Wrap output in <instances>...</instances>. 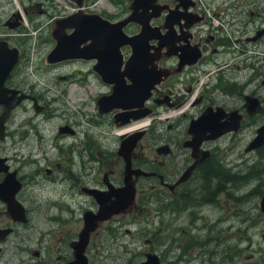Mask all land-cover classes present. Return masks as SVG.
Wrapping results in <instances>:
<instances>
[{"label":"flooded vegetation","instance_id":"flooded-vegetation-1","mask_svg":"<svg viewBox=\"0 0 264 264\" xmlns=\"http://www.w3.org/2000/svg\"><path fill=\"white\" fill-rule=\"evenodd\" d=\"M62 1L66 4L70 0ZM94 1L83 0L84 11L96 12L109 21L121 20L131 11V0H110V11L89 8ZM224 1L221 3L226 4ZM234 1L244 7L242 11H246L248 5L249 16L257 19L249 32L241 30L243 40L238 37L240 55L255 57L250 77V80L257 79L254 87L247 90L248 81L238 84L240 101L233 106L227 103L231 98L230 85L220 88L222 98L219 100L211 95L215 86L209 89L205 84L208 81L200 82L204 88L191 94L193 78L185 75L197 65L217 63L214 57L217 45L223 44L217 33L205 30L209 14L204 9L207 0H153L154 4L162 5L149 19L150 25L158 26L163 35L159 39L162 46L153 59V64L162 69L161 78L144 101L151 112L121 123L123 117L116 121L113 117L120 108L98 111L96 99L108 94L111 84L104 82L97 73L95 58L47 60V53L55 41L51 35L55 20L68 15L75 7L65 13L56 11L48 15L44 32L38 14L48 9L39 3L26 0L19 8L0 13L3 50L0 56V264H70L75 258L72 243L83 227L84 213H95L99 209L96 194L102 197L104 204L110 203L115 191L125 185V179L133 186V200L124 211L98 221L88 231L82 251L86 264H264V250L259 247L251 253H242L243 248L230 253L228 243L225 253L215 254V243L226 241V234L219 230L215 235V218H208L201 209H196L212 203L225 191V181L233 179L232 173H227L225 157L219 154L220 140L242 130L246 118L253 120L258 115L261 118L254 124V133L264 121V0ZM151 9L147 8L146 12L154 10ZM234 16L228 17V24ZM122 29L133 34L138 31L139 24L128 21ZM148 42L156 45L154 39ZM251 48L256 49L255 54H246ZM183 50L185 54L179 58ZM120 51L119 69H122L131 47L124 44ZM193 51L198 52L195 62L187 64L185 61L181 65L182 59ZM148 52L155 53V49L150 47ZM149 53L144 62L147 65L150 64ZM60 66L69 69L55 75L66 83V90L72 83L87 97V91H93L86 86L87 81H91L89 73L106 87L92 99L96 115L107 117L111 128H104L113 129L114 138L107 140L102 133V120L92 119V125L83 128L71 121L69 109L74 108L80 94L69 95L70 105L67 95L66 105L55 104L63 89L57 91L42 77ZM124 80L130 81L126 76ZM182 91L189 93L186 95ZM245 94L258 98L260 109L257 112L249 114L246 111ZM85 103L82 98L80 104ZM158 106L173 109L175 124L168 122L161 134L153 137L154 142H149L144 123L148 116L157 112ZM208 107L211 110L221 108L218 121L228 120V112L237 109L241 114L239 125L236 130L224 131L214 138H203L193 152L189 123ZM55 116L62 119L56 125ZM140 123L143 125L137 128L141 134L124 157L119 152L121 142L134 133L135 126ZM141 198L146 203L153 202L154 209L146 207ZM137 214H141L138 219L144 224L133 230L130 225ZM118 215L127 217L118 220ZM154 215L158 217L157 226L153 222ZM258 215L256 212L255 216ZM122 224L123 232H120ZM122 234L128 237L122 239ZM137 242L142 244V249L127 246ZM118 244L126 252L121 260L119 254L112 253ZM93 247L99 251L97 255L91 253ZM216 256L219 258L215 259Z\"/></svg>","mask_w":264,"mask_h":264},{"label":"rangeland","instance_id":"rangeland-1","mask_svg":"<svg viewBox=\"0 0 264 264\" xmlns=\"http://www.w3.org/2000/svg\"><path fill=\"white\" fill-rule=\"evenodd\" d=\"M30 1L33 3H39L40 6L48 9L44 14H38V18L43 25V32L44 28L45 31L47 29L45 23L48 15L51 13H57L56 11L65 13L74 8V4L71 1L66 4H63L62 0ZM221 1L222 0H207V5L205 4L204 7L206 13H209L205 30L217 33L223 42L222 45H217L218 50L214 55L217 63L206 65L204 67L203 65H197L185 76L193 78V81H191V94H195L198 89L201 90L204 88L199 85L201 84L200 82L208 81L205 82V84L209 87V89L215 86L211 95H213L216 100L222 98L220 88L222 86L230 85L232 89L231 98L227 101V103L233 106L240 101V97L238 96L240 88H238V84L248 81L246 84V89L248 90L254 87L253 83L257 82V79L250 80L251 73L253 71L252 67L255 66V62L253 61L255 57L252 56L244 58V53L240 55L239 51L241 48V40L238 39L239 36H241V38L243 36V34L240 33L241 30L245 29L249 32L252 27L257 24V19L249 16L247 12L248 5L246 6V11H242L241 9L244 7L236 4L237 2L234 0H225L224 2L226 4H222ZM25 2L26 0H0V13H8L15 7L19 8ZM94 2V4L89 5V8L94 10L101 8L106 11H110V0H95ZM55 7L56 9H54ZM250 9L256 8L251 7ZM35 13L36 12L33 14ZM232 15L235 16L228 24V17L230 16V18H232ZM250 45L252 44L250 43ZM255 50L256 49L252 50L251 48V50H247L246 54H255ZM203 69L207 70L203 71ZM68 70V68H62V66H60L48 75L45 74L42 77L44 78L42 79L43 81L50 84L51 87L55 88L57 91L61 88L63 89L61 95L55 99V104L66 105L64 98L67 95L66 101L70 105V101L68 100L69 95L71 97H75L80 94V98H78V102L74 105V108L70 107L68 117L71 118V121H76L80 128H83L86 125L91 126L92 119H96L97 121L102 120V133L105 135L107 140H111L114 138V134L112 133L113 129L108 130L104 128V126L110 127L107 124V117L96 115V109L92 99L94 94L100 92L101 90H105L106 87L96 79L94 74L89 73L88 78H90L91 81H87L88 84H86V86L87 88L92 87L93 91H87V97H85V94L80 93L78 88L72 83L66 90V83H64L62 79L55 77V75L59 71L66 73ZM208 73L210 74L208 75ZM207 77H209L208 80ZM182 93L187 95L189 92L182 91ZM82 98L86 100L84 105L80 104V100ZM172 110L173 109L169 108L168 110H165L163 106H158L157 112L146 118L144 125L148 130L146 134L147 141L154 142L153 137L159 136L166 128V124L168 122L175 124L176 114H172ZM70 115H72V117H70ZM260 119L259 115L253 120L246 118V126L242 130L237 133H231L220 140L222 147L219 150V154H222L225 157V165L227 166L226 169H228L227 173H232V176L235 177L231 180L228 179V181H225V191L219 193L212 203L203 204L196 208L201 209V211H203L208 218H215V235L219 230H221L220 233L226 234V241L219 244L215 243V254L225 253L226 244L228 243L230 244V253H234L242 248V253H251L256 247L264 250V210L260 211L259 207V198L261 195H264V145L259 149L244 151V146L254 135V124H256V122ZM59 121H62V119L55 116L54 125H56ZM157 139H159V137H156V140ZM141 202L144 203L146 207H149V209H154L153 202L146 203L143 201V198H141ZM256 212L259 213L258 216H255ZM137 215L136 219L133 220V223L130 225V228L133 230L137 226L141 228L144 224L142 219H138L141 214ZM126 217L118 215V220L126 219ZM153 222L155 223V226H157V215L153 216ZM153 222L150 221V223ZM124 224L120 225V232H123ZM151 225L152 224L149 226ZM120 237L125 239L128 236L122 234ZM246 244L247 246H245ZM127 246L135 249L143 248L142 244H139L138 242L134 245L127 244ZM91 253L93 255H97L99 251L96 247L95 249L93 247V249H91ZM112 253L119 254V260L126 257V252L123 251L121 244L115 245ZM218 258L219 257L217 256L215 257V259Z\"/></svg>","mask_w":264,"mask_h":264},{"label":"water","instance_id":"water-1","mask_svg":"<svg viewBox=\"0 0 264 264\" xmlns=\"http://www.w3.org/2000/svg\"><path fill=\"white\" fill-rule=\"evenodd\" d=\"M70 1L73 2L75 10L55 20L56 26L51 29V35L55 41L47 53V60L56 61L72 57L95 58L98 63L94 65L97 73L104 82L111 84V91L96 99L98 111L105 112L112 108H120L121 110L113 115L115 121L123 117L120 123L129 118L138 119L149 114L151 108L145 105L144 101L149 96L151 88L161 78L162 69L153 64V59L156 58L157 49L162 46L159 39L163 36L158 26L150 25L149 19L157 14L162 5L154 4L153 0H131V11L125 18L109 21L96 12L84 11L83 0ZM149 7L154 10L146 12ZM128 21L139 24L137 32L127 34L123 31L122 26ZM68 28L70 30L66 31ZM150 39L156 40V45L149 43ZM124 44L131 47V53L125 59L123 68L119 69L122 61L120 46ZM150 47L155 49V53L148 52ZM185 48L189 52L192 51L189 47ZM2 51L0 45V56ZM147 53L150 55L149 65L144 63L149 58ZM184 54L183 50L179 58ZM197 56L198 52L193 51L184 57L180 64L182 65L185 61L191 64L195 62ZM124 76L130 79L128 83L125 82ZM244 106L249 114L260 109L258 98L250 94L244 95ZM228 115V120L218 121L221 108L216 107L215 110H211L208 107L197 118L190 121L188 130L192 134L190 144H192L193 152L196 151V145L203 138H214L224 131L238 128L241 114L237 109H232ZM140 134L141 130L137 128L121 142L119 152L124 154V157L126 151L136 143ZM263 143L264 121L256 127L254 135L248 140L244 150L256 148ZM125 159L127 161V157ZM137 170H134L135 174ZM98 195L96 194V199L99 202V209L95 213L86 211L83 215V227L78 239L72 243L75 258L70 264H86V257L82 251L86 244L88 231L93 229L98 221L113 213L124 211L133 200L134 189L132 184L125 179V185L115 191L114 199L110 203L104 204L101 201L102 197ZM259 207L264 209V195L259 198Z\"/></svg>","mask_w":264,"mask_h":264},{"label":"bare ground","instance_id":"bare-ground-1","mask_svg":"<svg viewBox=\"0 0 264 264\" xmlns=\"http://www.w3.org/2000/svg\"><path fill=\"white\" fill-rule=\"evenodd\" d=\"M74 90V89H73ZM143 125V123H140V124H137L136 126H135V128H137V127H139V126H142Z\"/></svg>","mask_w":264,"mask_h":264},{"label":"trees","instance_id":"trees-1","mask_svg":"<svg viewBox=\"0 0 264 264\" xmlns=\"http://www.w3.org/2000/svg\"><path fill=\"white\" fill-rule=\"evenodd\" d=\"M232 178L235 177V176H231Z\"/></svg>","mask_w":264,"mask_h":264}]
</instances>
